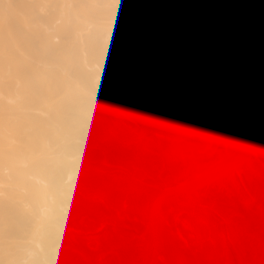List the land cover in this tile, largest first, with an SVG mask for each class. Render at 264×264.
Listing matches in <instances>:
<instances>
[{"label":"bare ground","instance_id":"1","mask_svg":"<svg viewBox=\"0 0 264 264\" xmlns=\"http://www.w3.org/2000/svg\"><path fill=\"white\" fill-rule=\"evenodd\" d=\"M6 1L0 264H264V0H120L148 38L88 41L92 72ZM189 122L185 160L153 136Z\"/></svg>","mask_w":264,"mask_h":264},{"label":"rangeland","instance_id":"2","mask_svg":"<svg viewBox=\"0 0 264 264\" xmlns=\"http://www.w3.org/2000/svg\"><path fill=\"white\" fill-rule=\"evenodd\" d=\"M8 1V0H7ZM6 1V2H7ZM13 7V9L19 10V14L23 17H27L29 20V35H35V32L38 30L45 31L48 35L55 34V28L60 25L61 18H67L68 20V34H65L62 38H54L53 41L56 45L64 43L66 47V51L68 53H72L75 49L79 51H83V56L88 58V63L92 64L90 68L87 70L89 72L98 70V65L95 64L96 60L94 57H91L89 54V42L94 41L97 42L98 46L107 47L111 45L112 36L114 34H129V35H138L140 34L144 39L148 38L147 30L141 28L139 30L136 29V24L133 20L127 18L121 12V4L120 0L118 4H113L112 0H10L8 3ZM28 4V5H26ZM26 6V7H23ZM21 7V8H19ZM91 7L95 8L97 12L100 13L97 20L94 23L87 27L86 29L83 27L85 22L83 20V15L81 10L86 9L89 10ZM26 8V10H22ZM31 9V11L29 9ZM16 10V11H17ZM29 10V11H28ZM27 13H26V12ZM21 12V13H20ZM30 14H29V13ZM26 13V14H25ZM30 16V17H29ZM22 17V18H23ZM59 19V20H58ZM31 24V25H30ZM124 24L128 25V28H124ZM55 27V28H54ZM82 27L84 30H81ZM32 28V29H31ZM36 28V29H35ZM54 28V29H53ZM54 30V31H53ZM80 30V31H78ZM32 31V32H31ZM30 35V36H31ZM35 43L39 46V41L36 36H33ZM95 64V65H93ZM94 69V70H93ZM99 71V70H98ZM105 79H101V82H104ZM102 96L108 99L109 106L119 112L122 116L126 114L119 109V106L115 100L108 97L103 91H100ZM190 100V99H189ZM126 119L131 123V125L140 129V126L137 122L131 120L126 117ZM153 136L158 139L161 143L165 144L164 146H169L165 141L172 144L173 148L176 150L175 154L180 156L183 160H185L187 156V148L192 146L194 143L198 142V133L195 126H192L189 122L186 127L179 130L178 138L167 139L161 134H153ZM8 172L5 171L4 176H6ZM241 178L240 176H238ZM182 215V214H181ZM122 221L126 224L123 227L125 229H130V226L127 223H131L132 221L128 219H122ZM104 227L99 229L101 231Z\"/></svg>","mask_w":264,"mask_h":264},{"label":"clouds","instance_id":"3","mask_svg":"<svg viewBox=\"0 0 264 264\" xmlns=\"http://www.w3.org/2000/svg\"><path fill=\"white\" fill-rule=\"evenodd\" d=\"M119 0H112L113 4H118Z\"/></svg>","mask_w":264,"mask_h":264},{"label":"snow or ice","instance_id":"4","mask_svg":"<svg viewBox=\"0 0 264 264\" xmlns=\"http://www.w3.org/2000/svg\"><path fill=\"white\" fill-rule=\"evenodd\" d=\"M107 2L109 3V0H107Z\"/></svg>","mask_w":264,"mask_h":264}]
</instances>
